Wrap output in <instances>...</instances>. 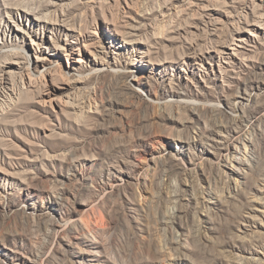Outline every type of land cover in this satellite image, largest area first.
Segmentation results:
<instances>
[{
	"label": "rangeland",
	"instance_id": "rangeland-1",
	"mask_svg": "<svg viewBox=\"0 0 264 264\" xmlns=\"http://www.w3.org/2000/svg\"><path fill=\"white\" fill-rule=\"evenodd\" d=\"M250 1L0 0V264H264Z\"/></svg>",
	"mask_w": 264,
	"mask_h": 264
},
{
	"label": "bare ground",
	"instance_id": "bare-ground-1",
	"mask_svg": "<svg viewBox=\"0 0 264 264\" xmlns=\"http://www.w3.org/2000/svg\"><path fill=\"white\" fill-rule=\"evenodd\" d=\"M250 5L252 6V7H254V9H260L261 10V6H264V0H262V2H260V3H255V2H252V1H250ZM249 5V7H251ZM251 7V8H252ZM264 9V8H263ZM40 8H33V9H31V8H29V10H26V12L27 13H33V12H40ZM259 16L260 17H262V18H264V13H260L259 14ZM44 21H47V20H45V19H42L41 18V22H44ZM70 29H73V28H70ZM87 31V30H86ZM84 36H88L85 32H84V34H83ZM57 38L59 39V40H67V37H61L60 35H57ZM126 43H129V42H127L126 41ZM33 44L36 46V45H38L37 44V42H33ZM39 46V45H38ZM96 47V44L94 45V44H92L91 42H89L88 44H87V49H89V50H92V53H93V55H95V56H97V53L95 54V52H94V48ZM59 50H61V51H66V55H69V49L68 48H66V47H59L58 48ZM5 93H7L5 90H1L0 91V100H2V99H4V97L6 98V94ZM11 93L14 95V97H15V92L14 91H11ZM73 105V104H72ZM217 127V126H216ZM211 131H213V135L216 137L217 135H220V130L219 129H217V128H215V127H210L209 128ZM220 137V136H219ZM217 140V139H216ZM220 140V139H219ZM247 146V145H246ZM237 152H239V149L237 148V150H236ZM236 156V155H235ZM235 159L239 162V163H249V158H247V156H240V155H238V156H236L235 157ZM83 223V227H84V229H85V231H87L88 232V235L90 236L91 235V237H87V240L89 241V243L94 247V248H98V247H100L102 244H103V237L100 235V234H98L99 232H98V229H97V227L94 225V224H92V223H89V221L88 222H82ZM92 232H95L96 233V235L97 236H93L92 234ZM87 236V235H86ZM0 242H1V244H3V246L5 247V248H7V249H11V247H10V244H9V242H8V240H7V238L6 237H2V236H0ZM104 245V244H103ZM93 259H96L95 257L93 258Z\"/></svg>",
	"mask_w": 264,
	"mask_h": 264
}]
</instances>
